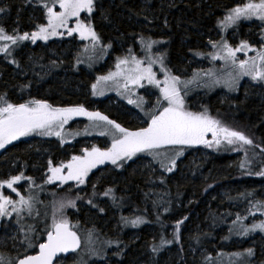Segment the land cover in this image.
I'll use <instances>...</instances> for the list:
<instances>
[{"label": "trees", "instance_id": "1", "mask_svg": "<svg viewBox=\"0 0 264 264\" xmlns=\"http://www.w3.org/2000/svg\"><path fill=\"white\" fill-rule=\"evenodd\" d=\"M142 1H145L144 4ZM236 1L240 0H103L99 9L94 13L93 21L95 27L106 32V36L113 42L120 40L128 43L131 39L145 32H152L156 36L162 37L167 41L163 49L168 51L169 66L181 74H189L193 71V65L191 64L193 52L196 49L204 48L207 39L213 38L217 30L218 20L224 15L225 10ZM20 4L21 0H8L9 10L7 13L11 17L18 14ZM102 7L104 11L100 10ZM146 8L148 12L145 11ZM21 15L18 18V25L27 28L29 22L26 11H21ZM154 15L158 20H149ZM163 18L166 21L165 24ZM6 23L10 24L11 18ZM154 24L158 26L155 27ZM244 27L246 28L247 25L245 24ZM69 41L70 44L67 46L60 39L51 40L48 43L36 42L33 44L30 41L21 43L17 49L16 58L19 67L0 56V96H3L8 102L16 104L33 99L47 100L57 107L83 104L89 111H99L130 130L146 127L147 120L145 122L136 120L132 116L130 108L120 103H114L111 99L99 100L93 97L91 86L94 76L77 65V58L73 56L75 42ZM244 88L230 100L223 101L215 94H206L202 100L212 108L211 114L215 119L220 120L222 124L230 128L242 131L253 140L254 145L239 150H235L238 149V145H227V148H225L226 144H221L219 147L202 145L204 150L211 152L214 156L204 164V169L210 168L212 161L213 164L216 163V166H218L217 170L227 174V177L225 175L220 176L222 177L221 184L230 182L237 185L241 183L247 189H255V185L264 186V176L255 174L264 171V98L261 100L254 94H248L247 90H243ZM199 101L200 99L197 97L194 104ZM73 119L84 121L88 118L78 116ZM207 139H212L211 134L208 135ZM30 140V138L18 139L10 145H6L5 149H1L0 176H4L7 165L10 166L11 161L16 162L17 165L25 164L27 166L26 171L30 172V165L39 168L41 162L48 155L52 158V162L56 160L67 162L72 155H80L82 150L77 142L63 146L55 139H42L41 141L36 139L34 143ZM98 142L104 143L101 139ZM245 150L248 152V159L251 160V167L242 169L240 165L245 161ZM61 156L64 158L59 159ZM188 156L185 160L189 158ZM236 156H239L237 160H235ZM38 157L40 158L39 161L37 160ZM229 164L232 165L229 167ZM226 166L229 168L227 169ZM99 169L101 170L102 166L89 173L87 182L84 184L87 191H89L90 184L94 182L93 178L100 171ZM133 169L126 170L127 173L123 176L118 171L113 175H106L98 184L95 196L93 194L78 195L81 198L76 199V191L74 189L69 191L66 185H62L59 189L52 187L49 190V195L52 197L53 212L57 211V199L65 198V202L74 199L76 207H66L63 210L68 219H71L74 212L81 214L82 211H77V207L86 204L88 197L91 196L93 200L102 193L105 184H115L118 186L120 199L125 197L128 200L127 209L129 210H126V212H131V215L140 212L145 213L150 219V222L146 223L147 226L150 225L149 228H153V232H151V230L142 227L140 237L137 240H130L127 236L124 237L122 245L125 250L127 249L126 259L125 256L123 258L124 263L128 260H132V263H136L137 260H145L146 256L150 254L148 250H151L153 244L159 246L162 239L165 241H170L171 238L174 239L173 236L168 234V229L172 226V219L179 216L181 220L187 217V222L189 221L187 228L182 231L184 237L178 243L181 249L182 243L187 242V239L191 242L199 240L195 242L196 248H205L207 252L222 249L224 241L221 238V233L224 234V231L214 229V226L218 227L215 209L217 205L219 208L223 207L225 202L217 204L218 199H213L211 205L207 203L211 191L219 186L217 183L202 179L193 180L189 177L182 178L180 175L182 171L180 170L178 174L168 178L169 186L166 187L163 179L156 177L155 174L156 179L150 175L149 179L144 181L138 166ZM249 171L253 174L249 175ZM152 180L157 181L155 184L161 185L162 192H152L149 188ZM51 192H54V194H51ZM161 195L172 207L173 212L167 216L163 215V211H160L162 208L160 205ZM115 196L117 199L115 203L112 202L114 204L112 207L117 210L119 202L118 196ZM190 198L193 200L194 207L185 206L186 201ZM204 199L207 200L204 201ZM194 209L199 215L202 214L201 218H196L193 215ZM206 213H208V217L212 214V225L210 228H206V226L201 228L199 222H203V214L206 215ZM106 214L99 211L96 215L99 218L105 217ZM114 218L118 222L117 213ZM88 223H86L87 226L90 224ZM194 228H197V233L191 231ZM188 231L191 232L189 237L186 236ZM151 234H154L152 239ZM175 246V244L170 243H166L165 247L161 246V255L164 257V250H173ZM235 248H237V245L228 243L225 250ZM207 252H204L202 257L198 258V262L194 264H204L203 260ZM161 261L157 256L156 264H160ZM170 262L175 264L174 260H170ZM187 264L190 263L187 262Z\"/></svg>", "mask_w": 264, "mask_h": 264}, {"label": "rangeland", "instance_id": "2", "mask_svg": "<svg viewBox=\"0 0 264 264\" xmlns=\"http://www.w3.org/2000/svg\"><path fill=\"white\" fill-rule=\"evenodd\" d=\"M101 1L103 0H98L97 8L91 14V21L94 25L95 23L93 21V16L94 13L99 9ZM144 2L145 1H142L143 4ZM244 2L245 0L236 1L231 7L225 10L224 15L217 22V30L213 38L207 39L204 48L196 49L193 52V59L191 60V64L193 65V71L189 74H181L179 73V71H174L169 66L167 60L168 51L163 49V46L167 43V41L162 37L156 36L150 31V33L145 32L144 34L142 33V35H138L137 37L131 39L128 43H124L123 41L117 40L116 42L114 41L116 43L115 44L110 38L106 36V32L101 29H97L96 27L97 32L100 33L102 36L103 42L105 44L111 43L112 45V47L106 49V51H101L99 48H97L95 51L91 50V48H89L88 51H85V46L89 45V41L82 40L78 33H73L71 36H69L67 35L66 30H62L65 31V35L63 36L52 37L48 41L37 42L48 43L51 40L60 39L61 42L63 41L66 46L70 44L69 40H71V42H75L73 56L79 58L82 61L81 63L77 64L78 66L83 67L94 76L92 85L97 83L99 77L106 76L109 72L117 71L115 67L117 63V58L126 56L128 54L129 49L132 50L133 55L137 56L138 58L145 59L146 62V58L149 55L155 57L157 54H163L165 57V67L168 68L174 75H179L182 80L186 81L192 80L193 74L197 71H207L209 69H212L215 72L216 77L221 80V83L216 84L213 82L212 77H206L201 75L194 82L189 83L187 85V88L185 89V104L189 111L202 112L207 110L208 115L213 117L211 114L212 108H210L202 100V98L206 94L218 95L220 99L226 101L233 99V96H236L242 88L246 87L243 90H247L248 94H254L255 96L261 98V100H263L264 98V82L255 81L248 76H244L238 81L237 88L235 90H230L226 86V84L223 83L224 80L228 79L229 73H231L233 76L236 75L235 69L230 64H226L225 61L220 59L213 60L212 57L209 55H194V53L197 51L205 54L214 53L216 49L211 46L210 41L219 42L222 38L226 39L233 47L237 46L241 40L248 41L253 46V48H259L264 45V22L258 19L253 18L251 20H241L240 22H238L237 25L231 26L226 30L221 26L220 22L228 14L229 10L235 7L236 5L242 4ZM5 5H7V7L9 8L8 0H0V6ZM59 10V7H57V11ZM100 10L104 11V8L102 7ZM21 11H26L28 15L29 26L27 28H23L18 25V18L22 16ZM145 11L148 12V9L146 8ZM18 12L19 14L12 15V17L8 13H0V25L4 26L9 32H11V30L16 27H19L21 32H30L34 30V26L36 24L46 22L44 10L41 5L36 3V0H32V3H25V0H21ZM88 15V13L82 12L80 19L87 20ZM9 18H11L10 24L6 23ZM149 20L157 21L158 19L154 15L150 17ZM163 20L165 24L166 21L164 18ZM245 24L247 25L246 28L244 27ZM74 26L75 18H73L72 21L69 22V27ZM153 26L157 27L158 25L154 24ZM141 36H143L145 40H155L160 41L161 43L153 45L150 53L146 52L144 50V46L140 43ZM18 48L15 49V51L12 53V56H6L3 53H0V56H2L3 59L7 60L10 63L12 59H15L17 61L16 58ZM253 55H255L254 51L237 53V57L239 59H247L248 57H251ZM153 71L157 73V79L163 80V72L160 71L159 64H155L153 66ZM91 91L93 97L96 99H111L112 101H114V103H120L121 105L130 108L132 116L136 120H140L141 122H145L148 119L145 116V113H150L154 109L159 107L158 105H156V100L160 97V90L156 86L148 84L146 81L144 82V87L133 88L132 91L135 94L131 96H129L122 88L117 89V87L112 82H101L98 85L97 91H102V95L93 94L92 86ZM138 97H142L143 102H141ZM197 97L200 99V101L194 104L195 99H197ZM129 99L137 100V103L140 104V107H137L136 104H130L128 102ZM109 130V127L104 126L103 122H101L99 126H94L93 122L89 119L84 121L72 119L64 126V141H67L66 143L62 142L60 137L41 136L37 133H32L28 136L20 137L19 140H21L22 138H30V142L34 143L36 139H38V141H41L42 139H55L60 145L63 146L71 145L77 142L82 149L91 148L93 146L105 149L111 147L112 143V136L110 134H107ZM101 133L105 134L101 135ZM99 139L103 140L104 143H99ZM225 148H227V145H225ZM187 156L189 158L185 160ZM213 157V154L207 150H204L202 148V145H193L190 147L185 146L184 154L177 160L176 169L173 172L169 173L164 171L160 167L158 161L154 160L151 155L147 153H140L136 157H133L132 160L127 161L124 164L123 168H118L117 166L112 165L111 162H106L105 164L98 165L92 171H95L100 166H102V169H99L100 171L98 170L99 172L95 174L93 178L94 182L90 184L89 191L84 188V185L77 186L75 181H69L66 185V188L71 190L74 189L76 191V194L79 196L93 194V185H95L96 190L98 184L106 175H113L115 174V172L118 171L123 176V174L127 173L126 170H134L133 168L136 166H138V169L141 170L140 173L142 174L144 181L148 180L150 175L155 178V174L156 177H160L161 179H163L166 187L169 186V183L167 181L168 178L173 177L175 174H178L180 170L182 171L180 174L182 178L189 177L193 180L202 179L204 181H213L212 183H217V185L219 186L215 187V189L211 191V194L208 197L209 200L207 201L208 205L212 204L211 200L213 199H218L217 204H219V202H225V205L223 207L219 208V206L217 205V208L215 209V215L218 220V227L214 226V229H222V231H224V234L220 232L222 234L221 238L224 241V244L221 247L222 249H218L216 251L211 250L210 252H207L205 248L197 249L195 246V242L199 240H194L193 242H191L189 239H187V242L182 243L181 249V247L178 246V243L180 242L181 238L183 239L184 237V232L182 231L189 225V221L187 222V219H184V223L180 226L179 240L177 241L172 238L170 240L172 241V243L170 244H175L176 246L173 250L165 249L163 252V254H165L164 257L161 255L160 252V243L159 251L157 253H153L151 250H148V253L150 254L146 256L145 260H137L136 263H132V260H128L124 263L123 258L127 251V249L125 250L122 245L124 237L127 236L130 240H137L138 237H140V230L142 227L146 228V230H151V232H153V228H149L150 225L147 226L148 224L146 223L150 222V219L145 213L140 212L135 215H131V212H126V210H129L127 209L128 200H126L125 197H122L120 199L121 196L120 192L118 191V186H116L115 184H105L102 193L107 189L112 188L114 189V195L118 196L119 204L117 206V210L112 207L114 204L112 203L113 201L111 199V196L105 197L102 195V193L98 197L96 196L93 199V204H88L87 201L86 204L78 205L77 211H82L81 214H76L77 212H74V214H72L73 218L71 217V219L69 218V220L74 226H77L78 228V233L81 235L82 238V248L78 250L79 254H71L67 257V259L63 260L61 263L156 264V257L158 256V259L160 258V261L162 260L160 264H171L170 260H174L175 264H187V262H189L190 264H194L198 262V258L202 257V254H204V252H207L203 260L204 264H264V232L256 230L254 232H250L246 236L239 235L237 234L239 231V225H236L235 227L233 226V221L236 219L237 214L242 217L248 216V218L243 221L244 225H250L253 222H258L259 220L264 219V212L261 211H256L254 216L248 215L252 203L256 201H264V186L262 187V185L260 186L258 184L255 185V189H247L245 188V185L241 183L237 185L232 184L230 182H227L226 184H221L220 181L222 177L220 176L225 175V177H227V174H224L223 172L221 173V171L217 170L218 166H216V163L213 164L211 161L210 168H207L206 170L204 169V164L209 162ZM61 158L64 157H59V159ZM238 158L239 156H236L235 160H237ZM51 159L52 158H50V155H48V157H46V159L41 162V166L39 168L30 165V172L26 171L27 166L25 164L17 165L16 162L11 161L10 166L7 165V169L4 176H0V180H7L11 176L23 173L25 177H32L35 181V185H32V181L28 180H21L16 185L21 194L25 196L31 194L36 200V202L34 203L32 215L29 216L26 212L22 214L23 219L21 220V224L24 225V231H19L20 224H17L15 213L12 215L11 218L0 219V253H3L5 257H17L18 255H22L25 252L27 254L37 252V247L26 249L24 244L22 243L24 241V232L27 231L28 225H35L37 229L35 233H28L29 237L32 239V242L34 244L37 242H43L45 240L46 236L41 235V230L45 226V220L47 224H51L52 215L56 211L55 210L53 212L51 202L52 197L49 195V190H51L52 187L56 189L62 187L59 181L55 182L54 184L44 183L46 175L49 174L47 162ZM37 160L39 161L40 158L38 157ZM59 162L60 160H56L52 163L53 165H56ZM165 163H167L166 160ZM231 165L232 164H229V167ZM229 167L226 166L227 169ZM155 182L157 181L152 180V183L149 185V188L152 190L153 193L162 192L161 185L155 184ZM30 185L31 192L29 193ZM3 191L4 195H10L14 200L18 199L16 193L12 192L10 189L5 188ZM247 193H251L252 195L245 196L244 194ZM51 194H54V192H51ZM89 199H92V197H88V200ZM160 200V205L163 208V210L161 208L160 211H163V215L167 216L169 215V213L171 214L173 211L171 205H169L170 203L164 200V197L162 195L160 196ZM205 200L207 199H204V201ZM61 201H65V198L57 199V209ZM122 204L124 205L122 206ZM193 204V200L190 198L188 201H186L185 206L194 207ZM99 208H103V212L107 213L108 216H106V214L104 215L105 217L98 218L96 214L97 212L99 213ZM165 208L168 209L167 212L164 211ZM252 210L254 211V209ZM37 213H39V215H37ZM116 213L118 216V222L120 224L117 222V219L115 220L114 218L116 216ZM56 214L57 216H59L58 211H56ZM64 215L67 216L65 212ZM193 215H195L196 218H201L202 216V214L199 215L195 209L193 211ZM207 215L208 213H206V215L203 214V222H199V226L201 228L204 226H206V228H210L212 225V214L209 215V217ZM137 216L143 217L147 222L140 224L138 227H133L131 224H125L124 221L121 219L122 217H125L131 220L135 219ZM178 220H181L180 216L172 219V226L168 229V234L170 236L174 237L176 222ZM87 222L90 223H88V226L86 225ZM77 228H74V230H77ZM230 229H232L231 232L229 231ZM89 230L93 232V244L91 245V247L95 248V250L100 253V255H92L84 248V241L87 237V233ZM191 231L197 233V228H194ZM190 233L191 232L188 231L186 233V236L189 237ZM150 236L152 239L154 234H151ZM13 237H15V240L13 239ZM108 241H120V244L119 246L116 243H112L109 245L107 244ZM228 243L237 245V248L225 250L226 244ZM165 245L166 243L162 245V247H165ZM249 248L254 249L255 252V254L251 257H247L246 255L237 257L233 255L235 253H244L245 250Z\"/></svg>", "mask_w": 264, "mask_h": 264}, {"label": "snow or ice", "instance_id": "3", "mask_svg": "<svg viewBox=\"0 0 264 264\" xmlns=\"http://www.w3.org/2000/svg\"><path fill=\"white\" fill-rule=\"evenodd\" d=\"M25 3H32V0H25ZM44 10L45 23L36 24L33 31L21 32L19 27L13 28L9 32L4 26L0 25V53L6 56H12V53L18 48L22 42L31 41L35 44L37 41H48L52 37L65 35L71 36L78 33L82 40H88L89 45L85 46V51L89 48L95 51L99 48L101 51L111 48V43L105 44L102 36L97 32L95 25L91 21V14L97 8L98 0H36ZM59 7V11H57ZM8 12L7 5L0 6V13ZM88 13L87 20L80 19L81 13ZM19 14V13H18ZM75 18V26L69 27V22ZM258 19L264 22V0H245L244 3L238 4L229 10L228 14L220 22L221 26L227 28L237 25L241 20ZM140 43L144 46L146 52H151L153 45L161 43L155 40H145L143 36ZM211 46L216 49L214 53L195 52L194 55H209L213 60L220 59L230 64L236 71V75L228 74V79L223 83L230 90H235L238 81L244 76L250 77L252 80L264 82V45L259 48L253 46L246 40H241L239 44L233 47L226 39L219 42L210 41ZM254 51L255 55L247 59H239L237 53ZM145 59L138 58L132 54V50H128V54L124 57H118L115 65L117 71L109 72L106 76L98 78L97 83L92 85L93 94L102 95V91H97L101 82H112L117 89H123L131 96L135 93L133 88L144 87L146 81L150 85H154L160 90V97L156 100L159 107L150 113H145L147 126L136 130H130L123 127L115 120L109 119L107 115L99 111H89L83 104L57 107L50 104L47 100H29L25 103H10L3 96H0V149H5L6 145L18 140L20 137L37 133L41 136H56L64 141V126L74 117L86 116L93 122L94 126H99L101 122L109 127L112 136L111 147L101 149L98 147L84 148L80 155H72L67 161H61L53 165L48 160V173L46 175L45 184H54L59 181L60 185H67L69 181H75L76 185H84L87 182L89 173L98 165L111 162L118 168H123L124 164L132 160L140 153H147L157 160L160 167L166 172H173L177 167V160L184 154L185 146L206 145L207 147H219L221 144L238 145V149H245L246 146H253L254 142L246 136L242 131L235 130L221 123L220 120L208 115L207 110L202 112L189 111L185 104V95L187 85L194 82L201 75L212 77L213 82L218 84L221 80L216 77L212 69L207 71H197L193 74L192 80H182L179 75H174L164 64V55L157 54L155 57L149 55ZM82 61L77 58V64ZM11 63L19 67L15 59ZM55 64V62H53ZM159 64L160 71L163 72V80L157 79V73L153 71V66ZM6 96V94H5ZM138 99L143 102L142 97ZM130 104H136L137 100L129 99ZM78 134V133H77ZM105 133H101L104 135ZM211 134L212 139H207ZM171 153V154H169ZM245 161L240 167L250 168L251 160L248 159L247 150L244 151ZM165 160L167 163H165ZM249 175L253 173L248 172ZM264 176V171L255 173ZM21 180L35 181L32 177H25L23 173L11 176L7 180H0V219L11 218L16 214L17 224H20L19 231H24V225L21 224L22 214L32 215L34 209L35 198L29 194L27 196L21 194L16 187ZM42 187V186H37ZM10 189L16 193L18 199H13L10 195H4V189ZM71 189H69L70 191ZM31 192V185L29 193ZM96 195L95 185H93V196ZM103 196L109 197L113 203L116 202L114 189L109 188L102 193ZM252 195L251 193L244 194ZM77 195L76 199H80ZM88 204H93V200L89 199ZM96 206V205H94ZM66 207H76L74 199L61 201L57 211L53 213L51 224H47L41 230V235L46 236L43 242L33 243L28 233L37 231L35 225H28L27 231L24 232L25 248H36L39 251L35 255H29L26 252L17 257H5L0 253V264H57L67 259V254H79L78 250L82 248V239L78 234L77 226H74L63 210ZM254 209V211L252 210ZM103 212V208L98 209ZM168 211L167 208L164 209ZM256 211L264 212V201H256L251 204L248 215L254 216ZM39 215V213H37ZM248 216L236 215L233 226L239 225V235H248L250 232L260 230L264 232V219L253 222L250 225H244L243 221ZM125 224H131L138 227L140 224L146 223L143 217L137 216L135 219L121 218ZM184 219H187L185 217ZM184 219L176 222L174 231V239L179 240L180 226L184 223ZM77 228V230H74ZM230 232L232 229L229 230ZM15 240V237H13ZM116 243L118 246L120 241H108L107 244ZM172 241L161 240V246ZM93 244V232L88 231L84 241V248L92 255H100ZM153 253L159 251V246L153 244L151 248ZM65 254V255H61ZM119 254V253H117ZM255 254L254 249H246L244 253H235L233 255L239 257L246 255L251 257Z\"/></svg>", "mask_w": 264, "mask_h": 264}, {"label": "flooded vegetation", "instance_id": "4", "mask_svg": "<svg viewBox=\"0 0 264 264\" xmlns=\"http://www.w3.org/2000/svg\"><path fill=\"white\" fill-rule=\"evenodd\" d=\"M79 234V233H78ZM80 235V234H79ZM81 236V235H80ZM82 239V238H81ZM45 240H46V237H45ZM39 251L38 247H37V252ZM36 252V253H37ZM70 256V255H67V257ZM57 263V262H56ZM62 264V263H61Z\"/></svg>", "mask_w": 264, "mask_h": 264}, {"label": "water", "instance_id": "5", "mask_svg": "<svg viewBox=\"0 0 264 264\" xmlns=\"http://www.w3.org/2000/svg\"><path fill=\"white\" fill-rule=\"evenodd\" d=\"M37 254V253H35ZM35 254H31V255H35ZM61 255H65V254H61ZM67 255H71V254H67ZM54 264H57L56 261H54Z\"/></svg>", "mask_w": 264, "mask_h": 264}]
</instances>
